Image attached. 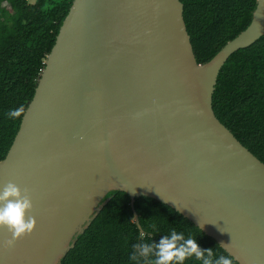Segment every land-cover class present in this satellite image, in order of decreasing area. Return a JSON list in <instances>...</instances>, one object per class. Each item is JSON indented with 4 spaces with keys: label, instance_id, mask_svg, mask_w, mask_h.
<instances>
[{
    "label": "water",
    "instance_id": "1",
    "mask_svg": "<svg viewBox=\"0 0 264 264\" xmlns=\"http://www.w3.org/2000/svg\"><path fill=\"white\" fill-rule=\"evenodd\" d=\"M249 25L197 64L180 0H72L0 161V191L27 196L31 234L0 228V264H60L112 192L166 205L237 264H264V164L215 117L228 58Z\"/></svg>",
    "mask_w": 264,
    "mask_h": 264
},
{
    "label": "trees",
    "instance_id": "2",
    "mask_svg": "<svg viewBox=\"0 0 264 264\" xmlns=\"http://www.w3.org/2000/svg\"><path fill=\"white\" fill-rule=\"evenodd\" d=\"M180 2L197 64L208 62L245 30L256 6V0ZM71 3L72 0H0V161L18 131ZM21 107V116L8 115ZM212 109L219 122L264 164V37L225 62L216 79ZM108 197L107 204L60 264H149L154 254L145 258L133 245L158 244L173 229L185 238L196 239L201 249H212L213 261L220 255L228 256L214 240L166 205L146 197L136 198L134 211L139 231L133 222L129 196L116 191ZM133 253L137 259L129 260ZM186 264L200 262L189 260Z\"/></svg>",
    "mask_w": 264,
    "mask_h": 264
},
{
    "label": "clouds",
    "instance_id": "3",
    "mask_svg": "<svg viewBox=\"0 0 264 264\" xmlns=\"http://www.w3.org/2000/svg\"><path fill=\"white\" fill-rule=\"evenodd\" d=\"M23 111L21 107L10 111L8 115L16 118L21 116ZM31 206L29 198L22 196L20 189L13 183H8L0 191V228H7L12 234L13 240L8 241L9 247L13 246L16 238L32 233L34 220L31 217L26 218V212ZM133 248H138L140 255L145 258L154 254L155 259L149 261V264H186L189 260L200 264H234L233 259L226 255H220L213 261L212 249H201L196 239L191 236L185 238L183 233L174 229L169 235L163 236L158 244L144 243L133 245ZM136 259L135 253L129 256V260Z\"/></svg>",
    "mask_w": 264,
    "mask_h": 264
},
{
    "label": "rangeland",
    "instance_id": "4",
    "mask_svg": "<svg viewBox=\"0 0 264 264\" xmlns=\"http://www.w3.org/2000/svg\"><path fill=\"white\" fill-rule=\"evenodd\" d=\"M35 0H29V3H34Z\"/></svg>",
    "mask_w": 264,
    "mask_h": 264
}]
</instances>
